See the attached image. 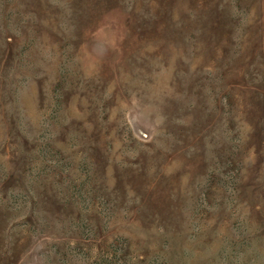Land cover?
Wrapping results in <instances>:
<instances>
[{
	"label": "rangeland",
	"instance_id": "rangeland-1",
	"mask_svg": "<svg viewBox=\"0 0 264 264\" xmlns=\"http://www.w3.org/2000/svg\"><path fill=\"white\" fill-rule=\"evenodd\" d=\"M0 264H264V0H0Z\"/></svg>",
	"mask_w": 264,
	"mask_h": 264
}]
</instances>
